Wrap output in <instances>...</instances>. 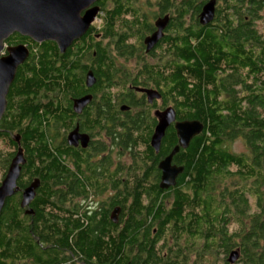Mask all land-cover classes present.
<instances>
[{"label":"trees","instance_id":"trees-1","mask_svg":"<svg viewBox=\"0 0 264 264\" xmlns=\"http://www.w3.org/2000/svg\"><path fill=\"white\" fill-rule=\"evenodd\" d=\"M136 1L101 0V22L91 28L99 41L92 33L74 41L70 59L51 40L31 45L10 35L8 42H23L29 54L0 119V182L19 148L24 157L19 188L0 211V264H69L73 257L84 264H264V0H214L205 24L199 13L209 0H155L154 16L167 14V29L139 78L153 81L177 119L203 128L174 154L182 167L175 184L162 196L149 187V197L134 198L121 215L130 228L84 226L60 211V151L51 149L47 130L61 119V89L71 84L73 92L80 57L89 59L93 49L96 76L109 79L108 47L125 56L145 47L154 25ZM109 101L107 92L105 107ZM238 138L245 151L231 149ZM175 142L171 129L164 154ZM34 175L39 184L21 206V188Z\"/></svg>","mask_w":264,"mask_h":264},{"label":"flooded vegetation","instance_id":"flooded-vegetation-1","mask_svg":"<svg viewBox=\"0 0 264 264\" xmlns=\"http://www.w3.org/2000/svg\"><path fill=\"white\" fill-rule=\"evenodd\" d=\"M100 3L101 0H98L91 5L99 7L98 13L87 31L82 37L74 40L75 42H85L90 33L99 41L100 33L91 28L101 13ZM86 10L83 9L80 14L83 15ZM162 17L157 16L155 20ZM155 20L152 32L156 29ZM166 26L162 29L163 33L167 29ZM8 39L6 47L24 44L10 43ZM30 40L28 44L33 45L35 41ZM73 42L62 52L67 51L64 56L66 59L71 57ZM84 49L85 47L81 52ZM107 51H110L113 60L110 78L99 79L96 76L95 49L89 59L80 57L76 73L80 75L81 80L75 84L73 92L70 91L71 84L63 86L60 94L61 119L57 126L51 124L47 131L51 149L56 151L58 148L60 151L62 171L61 181L57 186L61 190V213L64 217L80 219L84 226L95 225L103 229L121 230L132 226L130 222L120 220L125 211L127 214L130 211L134 198L149 197L147 189L152 186L162 190L153 194L162 196L173 186L163 189L160 187L162 171L159 164L168 155L164 154L163 146L166 134L171 129L174 131L175 143H178L175 123L180 120L175 114L174 120L167 125L158 148L155 149L151 139L165 108L162 94L153 81L139 78L148 52L145 47L137 48L132 56H125L114 46L108 47ZM3 54H7L6 51ZM88 73L93 77L91 85L86 83ZM107 92L110 101L108 107H105L103 96ZM171 165L178 166L174 155ZM20 177L21 175L16 182L17 187ZM39 180V177L34 175L31 182L36 181L38 186ZM24 187L21 188V195ZM122 199H126L124 206L118 201ZM102 216L105 219L98 222ZM152 230L154 232L155 228ZM72 259L85 263L83 258Z\"/></svg>","mask_w":264,"mask_h":264},{"label":"water","instance_id":"water-1","mask_svg":"<svg viewBox=\"0 0 264 264\" xmlns=\"http://www.w3.org/2000/svg\"><path fill=\"white\" fill-rule=\"evenodd\" d=\"M98 0H0V119L5 111L6 96L12 83L17 67L25 61L29 49L24 44L6 47V40L13 33L29 37L35 42L51 40L56 43L60 52H64L70 44L80 38L88 29L98 13V6H91ZM214 0L203 4L199 13V21L207 23L214 15ZM87 9L81 15V11ZM165 15L156 19V29L144 38L145 50L150 51L162 37V29L167 24ZM6 51L7 54H3ZM87 85L93 83L91 73L86 77ZM175 118L172 107L164 109V115L160 117L151 143L156 149L167 125ZM202 124L197 120H181L175 123L178 143L169 154L160 162L162 171L161 188H168L175 184V179L182 171L181 166L171 165L172 156L180 148L188 146L193 136L202 130ZM23 162L22 150L19 148L11 159L7 171L0 182V211L7 197L17 190L16 182L20 175ZM37 182H31L22 193L21 206H25L33 197ZM238 253L232 250L228 261L234 263Z\"/></svg>","mask_w":264,"mask_h":264},{"label":"rangeland","instance_id":"rangeland-1","mask_svg":"<svg viewBox=\"0 0 264 264\" xmlns=\"http://www.w3.org/2000/svg\"><path fill=\"white\" fill-rule=\"evenodd\" d=\"M136 5L141 9L142 12H144L148 17L147 19L150 22H153L156 17H154V14L157 12V6L155 4V0H137ZM101 22V18L97 17L95 24H98ZM14 34V33H13ZM12 35V34H11ZM7 41V40H6ZM6 43V42H5ZM148 61H151L149 57H147ZM231 149L236 152L245 151V145L243 143V140L238 138L234 140L231 144ZM69 264H84L79 259H71V263Z\"/></svg>","mask_w":264,"mask_h":264}]
</instances>
